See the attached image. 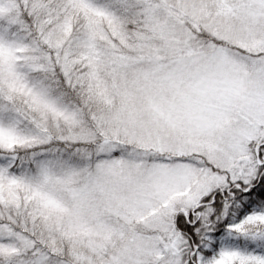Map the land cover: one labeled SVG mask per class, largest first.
<instances>
[{"label":"snow or ice","instance_id":"obj_1","mask_svg":"<svg viewBox=\"0 0 264 264\" xmlns=\"http://www.w3.org/2000/svg\"><path fill=\"white\" fill-rule=\"evenodd\" d=\"M0 264H264V0H0Z\"/></svg>","mask_w":264,"mask_h":264}]
</instances>
